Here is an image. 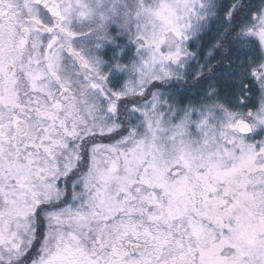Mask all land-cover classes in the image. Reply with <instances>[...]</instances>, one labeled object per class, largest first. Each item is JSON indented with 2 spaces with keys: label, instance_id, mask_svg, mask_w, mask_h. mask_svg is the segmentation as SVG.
<instances>
[{
  "label": "snow or ice",
  "instance_id": "6c2138e0",
  "mask_svg": "<svg viewBox=\"0 0 264 264\" xmlns=\"http://www.w3.org/2000/svg\"><path fill=\"white\" fill-rule=\"evenodd\" d=\"M0 264H264V0H0Z\"/></svg>",
  "mask_w": 264,
  "mask_h": 264
}]
</instances>
